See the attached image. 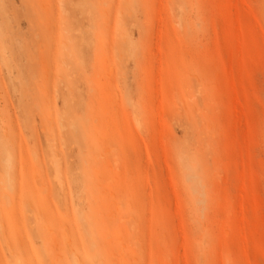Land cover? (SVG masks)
Instances as JSON below:
<instances>
[{"label": "rangeland", "instance_id": "1", "mask_svg": "<svg viewBox=\"0 0 264 264\" xmlns=\"http://www.w3.org/2000/svg\"><path fill=\"white\" fill-rule=\"evenodd\" d=\"M0 264H264V0H0Z\"/></svg>", "mask_w": 264, "mask_h": 264}]
</instances>
